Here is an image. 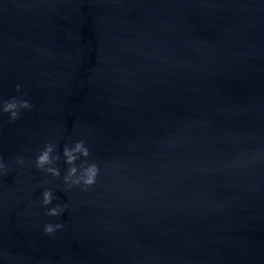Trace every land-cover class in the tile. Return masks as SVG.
<instances>
[{"label": "water", "instance_id": "obj_1", "mask_svg": "<svg viewBox=\"0 0 264 264\" xmlns=\"http://www.w3.org/2000/svg\"><path fill=\"white\" fill-rule=\"evenodd\" d=\"M11 97L33 107L0 112V264H264V0H0Z\"/></svg>", "mask_w": 264, "mask_h": 264}, {"label": "clouds", "instance_id": "obj_2", "mask_svg": "<svg viewBox=\"0 0 264 264\" xmlns=\"http://www.w3.org/2000/svg\"><path fill=\"white\" fill-rule=\"evenodd\" d=\"M21 86L16 85V91H20ZM33 105L30 101L11 97L7 100L0 99V112L8 113L9 123H12L20 118L22 109H31ZM56 146L52 143H45L43 149L35 158V166L41 171L51 174L53 177H60L59 167L56 166V162L60 159L59 153L53 155ZM90 150L85 145L83 140H78L73 146L65 145L63 148V156L65 163L69 165L66 174L63 176V182L70 189L73 186H83L85 190L88 187L94 185L97 182V177L100 172V167L95 162H89L87 159L81 161L80 165H76V161L82 156L84 158L89 157ZM17 164H24L22 157L16 158ZM0 171L7 172V166L0 158ZM54 195L51 189H45L42 193V205L48 206L52 203ZM68 207L67 204H56L55 206L48 208L46 215L59 216ZM62 223H47L43 227L45 234L51 235L56 230L63 228Z\"/></svg>", "mask_w": 264, "mask_h": 264}]
</instances>
